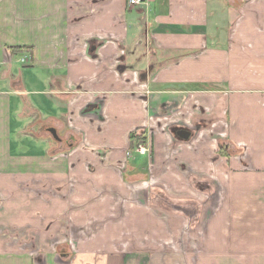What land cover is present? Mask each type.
<instances>
[{
	"label": "crops",
	"instance_id": "0c3cea01",
	"mask_svg": "<svg viewBox=\"0 0 264 264\" xmlns=\"http://www.w3.org/2000/svg\"><path fill=\"white\" fill-rule=\"evenodd\" d=\"M223 8L217 0H0V264H62L50 251L61 223L87 230L89 218L107 214L105 203L124 216L116 197L138 172L129 133L147 132L163 170L165 137L147 120L155 99L173 110L202 88L212 114L201 130L192 115L203 139L196 157L221 178L194 263L264 264V0ZM58 132L65 144L56 145ZM218 136L223 153L205 142ZM233 148L241 154L223 161ZM147 257L114 252L110 264L155 263Z\"/></svg>",
	"mask_w": 264,
	"mask_h": 264
},
{
	"label": "rangeland",
	"instance_id": "374dc122",
	"mask_svg": "<svg viewBox=\"0 0 264 264\" xmlns=\"http://www.w3.org/2000/svg\"><path fill=\"white\" fill-rule=\"evenodd\" d=\"M230 1L232 0H217V3L224 6V11ZM226 27L223 28L224 31ZM201 90L194 98H184L178 108L173 110L165 106L162 109V98L155 99L152 118L147 120L151 125V132L162 133L165 137L163 144L159 145L165 162L163 170H156L158 160L153 162L152 147L150 148L147 142L149 137L145 131L146 139L139 143L148 148L147 155H141L137 151H130L128 155L130 161L133 164L136 161L137 164L136 181L128 183L126 190L120 191L119 197H116L122 211L120 215L123 213L124 216L111 214L113 206L105 203L100 212L107 214L101 218H89L87 230L74 225V219H68L64 226L61 223L57 228V245L50 250L59 262L110 264L114 252L119 253L121 257L139 252L147 254V258L153 259L154 264H195L198 253L203 248L209 214L216 205V195L220 193V187L215 188V182L221 178V170L216 165H205L207 161L200 162L196 157L203 139L194 137V134L205 127L208 128V120L212 114L209 89ZM196 109L197 112L193 111ZM194 113L201 117V124H204L199 130L193 126L200 122L192 121ZM184 118L191 119V122H185ZM217 127L218 133H223L219 126ZM181 132H188L189 136L182 137ZM215 132L210 135L214 136ZM44 133L46 138L51 137L50 133ZM58 134L62 136V141L56 145H62L67 141L64 139L67 135L59 132ZM218 139L219 136L216 140L206 137L205 142L213 143L217 150L218 145H225L226 141L221 139L220 142ZM210 147L212 149V146ZM226 152L229 156L224 158L225 162H228L226 160L230 156L241 154L234 148ZM147 159L152 160L149 170ZM120 171L125 175V166H122ZM210 179L212 182L209 183L213 185L211 189L207 181ZM130 221L132 223L129 224ZM152 226V229L149 228L151 232L147 230ZM143 258L146 259V256Z\"/></svg>",
	"mask_w": 264,
	"mask_h": 264
},
{
	"label": "trees",
	"instance_id": "16d2710c",
	"mask_svg": "<svg viewBox=\"0 0 264 264\" xmlns=\"http://www.w3.org/2000/svg\"><path fill=\"white\" fill-rule=\"evenodd\" d=\"M30 49H31L30 47H12L10 50L12 52H15V51H21L22 52V51H29ZM145 139H146L145 131H143V133H141V134H137L135 132H130L129 133L130 148L134 149L136 144L139 141H142ZM222 149H223V146H220L219 150L223 153Z\"/></svg>",
	"mask_w": 264,
	"mask_h": 264
},
{
	"label": "built area",
	"instance_id": "2783aa9c",
	"mask_svg": "<svg viewBox=\"0 0 264 264\" xmlns=\"http://www.w3.org/2000/svg\"><path fill=\"white\" fill-rule=\"evenodd\" d=\"M146 2L147 0H127L128 5H139V4H144ZM27 60H28L27 55L20 57V61L22 62H26ZM139 142L136 144L135 151L139 152V154L141 155L146 154L148 152V148Z\"/></svg>",
	"mask_w": 264,
	"mask_h": 264
},
{
	"label": "water",
	"instance_id": "95a60500",
	"mask_svg": "<svg viewBox=\"0 0 264 264\" xmlns=\"http://www.w3.org/2000/svg\"><path fill=\"white\" fill-rule=\"evenodd\" d=\"M51 133L55 136L56 132L54 129H51Z\"/></svg>",
	"mask_w": 264,
	"mask_h": 264
}]
</instances>
